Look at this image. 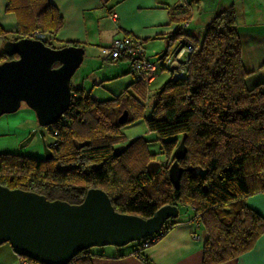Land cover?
I'll return each mask as SVG.
<instances>
[{"label": "trees", "instance_id": "obj_1", "mask_svg": "<svg viewBox=\"0 0 264 264\" xmlns=\"http://www.w3.org/2000/svg\"><path fill=\"white\" fill-rule=\"evenodd\" d=\"M6 12L16 16L18 31L10 40L0 26L4 43L40 32L47 37L46 46L57 48L63 18L48 0H8ZM184 32L179 28L166 37L169 49ZM187 37L194 51L188 55L185 75H171L153 95L148 118L149 105L143 103L147 86L135 75L134 84L108 101L95 100L91 90L72 88L67 112L48 127L56 141L51 155L0 154V185L71 205L81 204L89 190L101 189L116 212L144 219L165 205L188 208L206 236L202 264H224L250 252L264 235V218L246 202L264 193V83L247 86L234 6L215 15L200 34ZM169 57L167 52L161 59ZM16 59L2 52L0 64ZM146 59L150 61L147 54ZM124 112L128 119L121 125L118 119ZM140 119L171 160L155 174L148 168L155 156L141 137L125 143L127 150L114 156L127 141L122 128ZM183 138L187 153L178 162L183 174L176 189L169 168ZM178 223V218L168 221L149 247H144L148 240L130 244L136 247L132 255L144 261V251ZM96 257L90 249L69 264H91Z\"/></svg>", "mask_w": 264, "mask_h": 264}, {"label": "crops", "instance_id": "obj_2", "mask_svg": "<svg viewBox=\"0 0 264 264\" xmlns=\"http://www.w3.org/2000/svg\"><path fill=\"white\" fill-rule=\"evenodd\" d=\"M48 1L63 18L62 28L55 37L56 49L75 43L85 51L84 61L71 79V87L91 90L97 101L111 100L136 82L127 60L113 61L102 52L114 39L132 37L143 42L148 59L158 70L156 79L146 87L149 89L163 76L161 64L164 60L161 57L169 52L170 56H177L174 57L177 62L185 63L188 59L184 51L187 36L203 32L215 15L230 6H234L237 13L242 63L249 73L247 86L264 83V0ZM7 4L8 0H0V26L9 35H15L17 19L6 12ZM183 24H188L185 36L169 49L166 37L176 33ZM5 43L0 39V56ZM170 79L171 74L163 76L157 90ZM54 143L50 130H44L35 113L24 104L16 113L0 117V154L49 157ZM246 202L264 218V193L251 196ZM183 209L190 214L183 219L178 217L179 223L162 240L144 251V261L134 257L136 247L128 245L122 251L119 249L123 248L112 247L109 252L93 251L99 257L92 258L91 264H202L205 233L194 221L193 211ZM0 264H21L8 244L0 247ZM224 264H264V235L250 252Z\"/></svg>", "mask_w": 264, "mask_h": 264}, {"label": "water", "instance_id": "obj_3", "mask_svg": "<svg viewBox=\"0 0 264 264\" xmlns=\"http://www.w3.org/2000/svg\"><path fill=\"white\" fill-rule=\"evenodd\" d=\"M3 53L18 59L0 64V117L16 113L24 104L41 127L55 125L70 106L71 79L84 61V49H52L41 41L22 39L6 42ZM127 119L124 112L118 123L123 125ZM127 147H117L114 156H121ZM186 153L183 138L169 168L176 189L183 174L178 162ZM148 168L155 174L161 164L153 162ZM178 216L179 208L171 205L159 208L148 219L120 214L101 189L89 190L81 204L71 205L0 185V247L8 244L15 255L37 264H69L93 248L126 247L151 238Z\"/></svg>", "mask_w": 264, "mask_h": 264}, {"label": "built area", "instance_id": "obj_4", "mask_svg": "<svg viewBox=\"0 0 264 264\" xmlns=\"http://www.w3.org/2000/svg\"><path fill=\"white\" fill-rule=\"evenodd\" d=\"M188 24H183L181 27L182 31L186 29ZM30 40H37L43 43L46 42L47 37L40 33L35 32L30 37ZM194 51L192 45L188 44L185 47V52L189 55ZM102 52L108 55L111 60L117 61L120 59H125L128 61L132 67V71L137 79L141 80L143 83L149 85L151 84L158 74L157 66L146 59V51L140 40L134 39L132 37L117 38L114 39L109 46V48L102 50ZM174 55L170 56L168 59L164 60L161 64V68L167 70L173 76V79L183 78L186 72V63L179 64L174 59ZM185 64V65H184ZM179 65V66H178ZM161 236L154 238L151 237L146 239V244L144 247H149L151 244L159 240ZM21 264H37L30 262L28 260L21 261Z\"/></svg>", "mask_w": 264, "mask_h": 264}, {"label": "rangeland", "instance_id": "obj_5", "mask_svg": "<svg viewBox=\"0 0 264 264\" xmlns=\"http://www.w3.org/2000/svg\"><path fill=\"white\" fill-rule=\"evenodd\" d=\"M8 38L10 40H15L17 38L16 35H13V34H10L8 35ZM185 51V50H184ZM175 56V54H173ZM177 58V56H175ZM177 62V61H176ZM179 63V62H177ZM179 64H182L179 63ZM185 65V64H184ZM179 66V65H178ZM186 66V65H185ZM167 74H171L169 71H164L163 72V76H167ZM161 76V78L163 77ZM157 77V76H156ZM160 78V79H161ZM160 79H158L153 85H151L149 87V89H147V95H148V98H146L143 103L144 104H148L149 107H147V110L145 112V117L148 118L150 116V105H151V102H152V98H153V95L158 91L157 90V87H158V83L160 82ZM145 84V83H144ZM146 86H148L147 84H145ZM116 94H119L118 90L115 89L114 90ZM120 95V94H119ZM119 95H116V96H119ZM121 116V115H120ZM44 128V127H43ZM122 133L125 135L127 141L124 142L122 145L120 146H128V144H125L127 143L128 141L132 140V139H135V138H143L144 140H146L148 142V151L150 154L154 155L155 156V161L154 162H158L161 164V168L162 167H165L168 162H170V158H166L165 156L162 155V150H161V145L162 143L157 141V136L156 134L154 133H150L147 129V126H146V123H145V119H140V120H137L136 122L134 123H130V124H127L125 125L123 128H122ZM44 130H49L48 128H44ZM47 137H49V135H47ZM50 138V137H49ZM56 144V141L55 143L53 144V146H55ZM119 146V147H120ZM179 219H183L184 216L189 213L190 214V211H185L183 208H179ZM133 244V243H131ZM114 249H116L115 247H112ZM109 250H112L110 247H105V248H93V251H96V252H101V251H105V252H109ZM119 250H124L123 249H119Z\"/></svg>", "mask_w": 264, "mask_h": 264}, {"label": "bare ground", "instance_id": "obj_6", "mask_svg": "<svg viewBox=\"0 0 264 264\" xmlns=\"http://www.w3.org/2000/svg\"><path fill=\"white\" fill-rule=\"evenodd\" d=\"M161 231H162V230H161ZM161 231H160V232H161ZM160 232H158L157 234L153 235L152 237H154V238L158 237V236L160 235Z\"/></svg>", "mask_w": 264, "mask_h": 264}]
</instances>
